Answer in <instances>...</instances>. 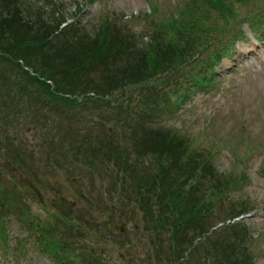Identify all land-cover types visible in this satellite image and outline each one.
<instances>
[{"label": "rangeland", "instance_id": "rangeland-1", "mask_svg": "<svg viewBox=\"0 0 264 264\" xmlns=\"http://www.w3.org/2000/svg\"><path fill=\"white\" fill-rule=\"evenodd\" d=\"M55 1L58 11L67 14L68 23L80 19L82 25L90 31V27L97 25L108 12L112 16L114 12L119 17L123 16L124 23L138 33H148L154 25L147 20L150 11L148 0ZM156 1L160 7L157 18L163 17L170 21L171 18H177V15L186 12L184 18L187 24L191 26L196 22L200 23L213 32L210 36L216 37V42H204V52L199 57L187 55L176 56L175 60L170 58L164 72L155 78L151 72V78L144 81L135 78L134 87L126 88V91L121 89L115 93V97L121 105H127L124 106L122 114L126 116V123L130 124L127 121L137 116L145 94L152 95L148 88L156 89L157 93L165 91L167 102L164 100V103L155 107L156 113L166 119L165 127L170 126L185 132L186 135L196 136L202 142V154L212 155L206 158L207 164L220 169L224 175V183L229 180L231 188L220 195L217 189L208 188L210 183L207 179L191 173L194 180H185L183 177L185 181H179L180 187L194 189L189 199L186 198L188 191L185 194L186 201L181 203L179 198L173 203L161 200L157 204L158 208L154 207L152 211L164 212L162 225L168 229L171 222L167 220L166 213L171 211L175 215L182 212L190 214L195 202L203 207L213 202V210L217 216L223 217L216 224L217 227L211 228L207 236L219 238L223 244L244 239L256 263L264 264V0H205L203 6L201 5L204 9L201 11L192 10L196 8L194 0ZM78 5L83 11L80 16L73 17L79 12ZM205 9L206 13L203 12ZM230 14H233L235 19L227 25L224 20ZM172 41L179 44V47H174L176 52L182 50V41L176 38H172ZM119 63L122 64L123 61L120 60ZM207 75L212 76L211 85L200 87L196 79L205 81ZM186 96V101L181 102V107H185L178 113L181 110L177 108L178 99ZM78 99L83 100V97ZM104 100V103L95 104L88 109H72L74 113L93 115L96 119L103 120L90 125V133L95 130L97 134L104 124L105 128L113 132L116 128L114 125L118 124L117 120L122 119V115H118L121 110H116L119 108L118 104L111 103L110 97H105ZM16 101L19 105L18 96L17 99L10 100L9 106H5L0 98V147L3 148H0V190L18 191V204L23 210L21 212L20 208L14 206L17 215L5 214L3 220H0V228L5 229L8 235L7 243L3 242L0 235V264H60L43 250L46 248L44 244L40 246V235L49 240L50 245L60 252L62 258L70 257L75 264L80 261L84 264V258L91 254L92 249L103 259L98 260V264H125L122 256L125 257L126 264H167L169 253L157 257L152 244L168 252L170 243L167 237L172 228L154 236L153 227L149 229L143 224L145 208H126V201L122 202L121 186L114 188L115 180H112V175H98L100 171L94 173L93 169L83 164L84 155L96 158L98 154H92V146L85 152H80L81 141L77 137H80L78 132L81 125L75 120H63L68 125L55 129L44 128L41 131L39 126L31 121L3 122L2 119L7 117V114H15L13 104ZM32 104L35 105L34 101ZM24 111L26 112L25 109ZM126 123L123 122L124 128L127 127ZM19 136L27 143L32 142L56 153L55 165L44 161L46 159L41 158L42 154L37 155L36 162L30 151L24 149L26 144L14 143L18 142L16 140L20 139ZM8 140L12 143L7 147ZM46 143L47 145H44ZM7 148L13 156H20L21 150L24 151L17 160L19 165L14 160H9ZM41 160L43 162L39 165ZM98 161L99 158H96V163L102 166L101 169L103 166L107 170L114 168L110 159L101 163ZM25 178L33 180L39 187L45 198L44 205L24 183ZM60 197L67 198L69 202L62 204ZM162 201L164 202L161 205ZM112 206H116V225L109 231L107 220ZM241 208H247L248 214L257 215L228 225L226 222L230 220L228 216L231 212ZM120 209L125 213L127 210L129 219L119 217ZM222 210L226 212H220ZM22 213H26L33 226L23 221ZM208 216L204 214L200 224L192 225L186 232H189V235L201 234L200 230L207 224ZM123 222L126 223L124 232L120 230ZM159 223L157 221V226ZM221 223L224 225L218 226ZM226 225H241L240 236L233 238L230 231L223 229ZM153 239H156L155 242ZM203 241L208 245L209 239ZM200 242V238L194 239V244L199 247L205 244ZM172 245V253L181 255L183 241H172ZM80 251L82 258L78 255ZM194 260H197L196 255L191 263H194Z\"/></svg>", "mask_w": 264, "mask_h": 264}, {"label": "trees", "instance_id": "trees-1", "mask_svg": "<svg viewBox=\"0 0 264 264\" xmlns=\"http://www.w3.org/2000/svg\"><path fill=\"white\" fill-rule=\"evenodd\" d=\"M87 1L95 2L96 0ZM204 1L194 0L196 8L192 10H203ZM147 2L150 10L147 20L154 25L152 31L138 33L125 24L124 17H119L116 12L114 16L109 12L106 13L97 25L90 27L91 32L82 25L80 19L68 23L67 14L58 11L55 0H31V2L30 0H0V98L3 99L5 106L7 104L9 106L10 100L17 99V96L19 100V105L18 101L13 104L15 114H7L2 121L14 120L17 123L31 121L37 124L41 131L44 128L55 129L68 125L63 120L67 122L75 120L80 124L78 132L80 137H77L81 141L80 152L83 153L92 146V154H98L96 155V158H99L98 162L110 159L113 161L114 168L107 170L103 166L101 169L102 166L96 163V158H89L86 155L82 158L83 164L93 169L94 173L100 171L98 175H112V180H115L114 188L121 186L122 202L126 201V208L132 210L145 208L143 224L149 229L153 227L154 236L172 228L167 237L170 243L168 252L152 244L157 257L169 253L166 258L167 264H257L244 239L223 244L219 238L207 236L211 228L216 227L218 221L222 220L220 218L223 217L217 216L213 210V202L207 203L208 205L204 207L195 202L190 209V214L182 212L175 215L171 211L166 213L167 220L171 222L168 229L162 225L164 212L153 213L152 211V208H158L157 204L161 200L173 203L176 198H179V202L182 203L186 201V198L189 199L194 189L187 190L179 184L186 179L194 180L191 173H196V177L202 176L203 179H207L210 183L208 188L217 189L220 195L227 192L231 186L229 180L224 183V175L220 169L217 170L214 166L207 164L206 158L212 155L202 154V142L196 136L186 135L185 132L170 126L165 127L166 119H162L155 111L157 105L160 106L164 100L167 102L165 91L157 93L156 89L148 88L152 95L145 94L143 105L139 108L137 116L128 119L127 122L130 124L126 123V116L122 114V110L127 105H121L115 93L121 89L126 91V88L134 87L135 78L142 81L148 80L151 78L149 74L151 72L155 78L167 69L170 58L175 60L176 56L187 55L199 57L204 52V42H216V37L210 36L213 32L208 31L200 23L196 22L189 26L184 18L186 12L166 21L163 17L157 18L160 8L158 2L156 0ZM80 7V5L77 6L79 12L73 17L81 15L83 9ZM203 12L206 13V9ZM234 19L235 16L230 14L224 21L229 25ZM171 37L182 41V50L178 52L174 50V47H179V44L173 42ZM120 60L123 61L122 64L119 63ZM206 78L205 81L196 79V83L206 88L211 85L212 76L207 75ZM33 93L36 95H32ZM80 96L83 100L78 99ZM187 96L178 99L177 108L181 109L178 113L185 107H181V102L186 101ZM105 97H110L114 105L118 104L119 108L115 109L121 110L118 115L121 114L122 119L117 120L118 124L114 125L115 133L105 128V124L97 134L95 130L90 133L88 127L103 120L96 119L93 115L74 113L72 109L76 110L78 107L88 109L95 104H102L105 102ZM29 99L31 101H28ZM33 101L35 105L32 104ZM35 110L38 112H34ZM123 122L126 123V128ZM26 134L28 135L27 131ZM121 135H123L122 138H119ZM19 137L20 139L16 140L18 142L14 143L26 144L24 149L30 151L36 158V162L37 155L42 154L41 158L46 159L44 161L52 162V166L55 165L57 154L52 153L51 149L39 147L32 142L27 143L21 136ZM10 143L12 142L8 140L6 146L8 147ZM6 151L9 160H14L19 165L17 160L24 151L21 150L20 156H13L9 148ZM42 162L41 160L38 164L41 165ZM150 163H152L151 166ZM188 191L189 195L185 198ZM18 195L19 192L16 190H0L1 221L5 214L17 215L14 206L20 208ZM164 201L160 204L162 205ZM121 209L119 217L129 219L126 215L127 210L125 213ZM246 209L233 210L228 218L232 221L247 214ZM20 210L22 212L23 208ZM204 214L209 215V219L207 217L208 222L201 228V234L189 235L186 231L192 225H199ZM21 217L24 222L33 226L26 213H22ZM157 221L160 222L158 226ZM240 226L226 225L223 229L230 231L232 237L237 239L240 236ZM0 235L3 242L7 243L8 235L5 229L0 228ZM196 237L200 238V243L209 239L210 244L207 245L205 242L199 247L198 244H194ZM155 240L153 239V242ZM39 241L40 246L43 244L46 246L43 250L60 264H75L70 257L62 258L60 252L50 245L45 236L40 235ZM172 241L178 243L183 241L181 255L172 253ZM90 253L84 258V264H98V260H103L95 254L93 249ZM78 255L82 258L81 251ZM195 255L197 260L191 263ZM123 260L126 264L125 259ZM79 264H82V261ZM130 264L137 263L130 262Z\"/></svg>", "mask_w": 264, "mask_h": 264}, {"label": "water", "instance_id": "water-1", "mask_svg": "<svg viewBox=\"0 0 264 264\" xmlns=\"http://www.w3.org/2000/svg\"><path fill=\"white\" fill-rule=\"evenodd\" d=\"M24 181L35 192V194L37 195V197L40 200V202L42 204H44V196L42 195L40 190L37 188V186L30 179H25ZM60 200L62 202H67V200L65 198H60ZM115 210H116L115 207L111 208V210H110V212L108 214V224H109L110 229H112L115 226V224H116V221L114 219ZM256 215H257L256 213L242 215L239 218L235 219L233 222L229 221L228 223L241 222V221H243L246 218H253ZM222 225L223 224H220V226H222ZM120 229H121V231H126V223L125 222L121 223Z\"/></svg>", "mask_w": 264, "mask_h": 264}]
</instances>
